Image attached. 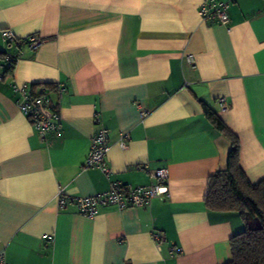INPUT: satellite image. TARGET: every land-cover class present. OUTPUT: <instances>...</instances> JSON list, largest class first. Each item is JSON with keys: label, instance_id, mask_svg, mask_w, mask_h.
I'll use <instances>...</instances> for the list:
<instances>
[{"label": "crops", "instance_id": "crops-1", "mask_svg": "<svg viewBox=\"0 0 264 264\" xmlns=\"http://www.w3.org/2000/svg\"><path fill=\"white\" fill-rule=\"evenodd\" d=\"M203 1L0 0V64L20 55L0 81V250L8 263L231 259L230 238L244 223L235 211L204 204L230 142L204 107L237 136L249 182L264 178V0H227L226 24L202 21ZM5 29L15 42L2 39ZM33 37L43 39L36 49L27 43ZM11 76L56 103L57 132L38 135L16 106ZM47 84L62 86V97ZM95 112L108 130V176L84 167L100 128ZM158 168L168 170V194L147 206H108L89 217L75 203L58 204L59 191L72 197L104 192L113 182L148 185ZM152 231L165 235L160 250Z\"/></svg>", "mask_w": 264, "mask_h": 264}, {"label": "built area", "instance_id": "built-area-1", "mask_svg": "<svg viewBox=\"0 0 264 264\" xmlns=\"http://www.w3.org/2000/svg\"><path fill=\"white\" fill-rule=\"evenodd\" d=\"M229 2L227 0H204L198 7L197 14L202 21L213 20L222 24L229 21L228 17ZM2 39L8 43L15 42L16 37L10 30L1 32ZM43 42L41 37L29 38L27 43L31 49H36ZM20 55H5L3 63L0 64V81L6 75H11ZM188 62L194 67L193 55L187 56ZM9 86L17 93L18 99L16 106L19 111L28 118L33 124L38 135L44 139L50 131H58L61 120L60 113L53 103L50 96L46 93H34L27 83H19L13 79L9 80ZM57 99H60L64 93L62 86H57ZM220 112L228 110V103L224 97L217 99ZM145 111H140L143 116ZM94 123L100 125L96 134L91 138L88 155L84 161V167H97L106 176L111 173V169L106 164V155L110 145L108 143V130L101 125L99 113H94ZM119 145L124 148L127 145L126 137L120 135ZM152 182L148 185H122L119 182H113L110 188L104 192L94 193L86 196L65 197L62 192H58V204L63 207L67 202L75 203L78 212L89 217L97 214L99 208L115 206L118 209L127 207H143L150 204L154 198L163 197L168 194L169 173L166 168H158L149 171ZM152 238L156 248L161 249V244L165 241V235L162 231H152ZM48 238L51 239V236ZM176 252H181L176 248ZM0 264H11L5 260L4 250H0Z\"/></svg>", "mask_w": 264, "mask_h": 264}, {"label": "trees", "instance_id": "trees-1", "mask_svg": "<svg viewBox=\"0 0 264 264\" xmlns=\"http://www.w3.org/2000/svg\"><path fill=\"white\" fill-rule=\"evenodd\" d=\"M46 86L57 89V85ZM204 112L230 142L226 167L209 177L204 204L214 211H235L244 223V228L230 238L231 259L223 264H264V178L249 182L240 166L237 136L206 107Z\"/></svg>", "mask_w": 264, "mask_h": 264}]
</instances>
